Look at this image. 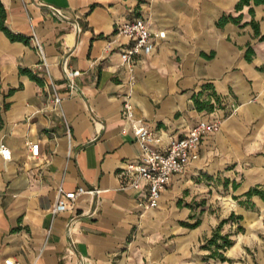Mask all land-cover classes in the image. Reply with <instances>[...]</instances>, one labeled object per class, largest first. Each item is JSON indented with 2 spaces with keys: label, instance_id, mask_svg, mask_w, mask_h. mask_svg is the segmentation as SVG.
I'll list each match as a JSON object with an SVG mask.
<instances>
[{
  "label": "crops",
  "instance_id": "1",
  "mask_svg": "<svg viewBox=\"0 0 264 264\" xmlns=\"http://www.w3.org/2000/svg\"><path fill=\"white\" fill-rule=\"evenodd\" d=\"M1 2L6 27L30 41L13 42L0 30V147L12 154L8 162L0 156V264H236L243 233L235 229L257 223V215L234 201L235 209L225 214L210 208L211 193L230 186L215 183L218 178L239 184L233 190L238 201L264 185V41L255 36L250 8L237 12L239 0ZM51 7L66 19L55 17ZM253 7L264 34V5ZM240 14L241 25L217 24L224 15ZM135 17L162 38L137 63L130 90L121 65L130 41L117 26ZM35 37L48 71L40 67ZM249 45L252 61L246 59ZM64 63L80 73L73 94ZM55 91L62 111L54 104ZM127 94L138 118L175 137L202 119L221 122L219 132L203 141L199 159L173 176L155 209L140 207L145 191L123 190L118 176L124 162L141 154L132 133H122ZM214 94L221 106L199 111L194 97L214 103ZM30 142L40 144L38 159L31 158ZM79 187L100 193L80 196L73 211L53 217L58 190ZM231 213L243 220L223 232L235 242L225 253L230 261L205 259L210 251L203 244ZM196 219L197 228L183 226Z\"/></svg>",
  "mask_w": 264,
  "mask_h": 264
},
{
  "label": "built area",
  "instance_id": "2",
  "mask_svg": "<svg viewBox=\"0 0 264 264\" xmlns=\"http://www.w3.org/2000/svg\"><path fill=\"white\" fill-rule=\"evenodd\" d=\"M51 11L55 17L66 19L62 10L51 7ZM73 29L77 33L82 32L78 23H73ZM117 33L130 41L129 46L121 52V65L130 76L129 87L131 90L136 83L135 68L137 63L141 57L154 53L162 34L153 31L148 21L141 17H135L119 24ZM34 42L41 56L40 67L48 71L49 65L43 47L37 37L34 38ZM63 69L70 93L73 94L78 89L76 78L80 76V73L69 70L66 63H64ZM62 100V97L55 91L53 101L59 111H62ZM233 112H236V109ZM123 114L125 126L122 133L124 135L132 133L140 147L141 154L135 160L126 161L121 166L118 176L123 182L122 189L133 191L143 189L146 197L140 202V207L145 209L158 208L163 193L173 176L183 173L194 161L199 159V149L203 141L208 136L219 132L221 122L215 119H202L184 137H175L150 127L143 119L138 118L130 94L124 97ZM67 133L70 135V127L68 126ZM28 149L32 159L40 157L39 143L30 142ZM0 156L6 162L12 160L11 151L4 145L0 147ZM99 193V190H86L84 187H79L75 192H65L63 188H60L57 199L51 208V214L55 217L64 211H73L80 196ZM6 264L17 263L7 260Z\"/></svg>",
  "mask_w": 264,
  "mask_h": 264
},
{
  "label": "trees",
  "instance_id": "3",
  "mask_svg": "<svg viewBox=\"0 0 264 264\" xmlns=\"http://www.w3.org/2000/svg\"><path fill=\"white\" fill-rule=\"evenodd\" d=\"M264 5V0H239V2L236 5V11L241 12L245 7H249V13L252 16L251 26L254 29L255 36L259 38L260 41H264V34H261L259 29V23L255 20V11L253 6H261ZM6 19H7V11L3 5V3L0 0V30L3 31L6 36L13 42H23L25 44H29L30 39L22 36V35H16L12 33L7 27H6ZM243 19V14H240L239 16L235 17L233 15H224L221 20L217 23L219 27L224 26L227 23H233L235 25H241ZM254 56V50L249 45L248 49L246 51V59L248 61H252ZM21 73L28 74L32 79L41 82L39 78H37L35 75H33L29 70H21ZM208 87V86H207ZM200 93L199 95H201ZM215 102L212 103L211 100L207 101H201L199 97H194V103L195 106L199 111H213L215 108V105L221 106V98L214 94ZM225 187H228L229 180H225L223 183ZM233 190H236L239 188V184L237 182H233ZM260 197L261 199H264V192L259 189V187L250 189L248 192H246L242 197L246 198L248 202H250L253 197ZM241 197H235L236 200L240 199ZM241 205H244L245 203L240 201ZM248 208V207H247ZM243 220L242 216L232 214L228 219L222 220L219 224V226L213 231L212 236L205 241V243L202 246L203 250L210 251V254L206 256L205 259H215L219 260L221 262L230 261L226 256L225 253L228 249L232 248L234 246V240L232 238L233 234L226 233L223 234L224 226L228 224L229 222L234 223H240V221ZM201 224L200 219H196L194 223H183V226L194 229L197 228ZM244 231V229L239 225L237 227V233H240Z\"/></svg>",
  "mask_w": 264,
  "mask_h": 264
},
{
  "label": "rangeland",
  "instance_id": "4",
  "mask_svg": "<svg viewBox=\"0 0 264 264\" xmlns=\"http://www.w3.org/2000/svg\"><path fill=\"white\" fill-rule=\"evenodd\" d=\"M215 183L223 185V182L219 180V178ZM230 183L231 182H229L230 186L228 190L222 188L223 192L211 193L212 208H210V211L213 213L223 214L226 211L231 212L235 209V205L232 204V201H234L236 205L240 202L235 199L236 196L233 195V185ZM259 189L264 192V185L259 187ZM200 196H203V194H200ZM261 200L259 205H256L253 201L248 202L246 198L241 200L245 203L243 205L244 207L253 209L254 213L257 215L258 221L257 223H252L251 226L247 222H244V224H246V229L242 231L243 235L239 237V247L242 248V255L237 259L236 264H264V200L263 202H261ZM200 202H203V200ZM232 214L235 213H231L229 217ZM231 223L232 222H229V224L224 227L223 232L232 230L230 229L231 227H229L232 225ZM235 230L237 231V228Z\"/></svg>",
  "mask_w": 264,
  "mask_h": 264
}]
</instances>
